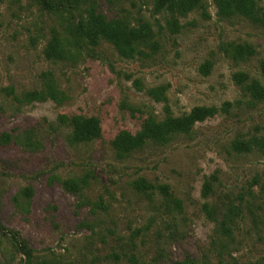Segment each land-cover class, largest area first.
Instances as JSON below:
<instances>
[{"label": "rangeland", "instance_id": "rangeland-1", "mask_svg": "<svg viewBox=\"0 0 264 264\" xmlns=\"http://www.w3.org/2000/svg\"><path fill=\"white\" fill-rule=\"evenodd\" d=\"M155 1L53 12L0 0V264H26L23 240L35 262L54 264H264V98L247 88L264 87V19L221 18L202 0L205 12L180 16L177 30ZM90 2L108 19L148 22L158 47L126 58L105 40L74 41ZM68 39L70 54L47 56ZM239 43L254 54L226 53ZM197 107L216 112L168 142L117 153L121 131ZM73 116L97 117L101 135L74 142Z\"/></svg>", "mask_w": 264, "mask_h": 264}, {"label": "trees", "instance_id": "trees-1", "mask_svg": "<svg viewBox=\"0 0 264 264\" xmlns=\"http://www.w3.org/2000/svg\"><path fill=\"white\" fill-rule=\"evenodd\" d=\"M47 10L58 12L64 4H78L81 0H36ZM217 15L221 18L243 17L254 22L264 19V7L260 0H215ZM155 7L158 10H169L172 19L169 21L171 27L179 29V17L188 14L194 9H200L205 12V4L202 0H156ZM74 41L88 45L96 46L102 40L111 43L126 58H133L136 54H142L144 48L155 50L158 42L155 39L156 34L148 22L138 25L131 24L124 18L108 19L97 9L95 2H90L84 14H82L74 29ZM66 45L55 44L46 50L49 57H65L71 53L72 40L68 39ZM225 51L236 60H244L247 56L254 54V49L249 44H228ZM264 73V60L261 64ZM240 83L248 81L249 76L245 73L236 75ZM248 90L256 99L264 98V87L256 80L247 85ZM214 107H197L189 113L181 116H168L162 121L154 117H149L142 125L138 133L133 135L129 131H121L114 140V147L120 156L143 146L148 140L154 143H165L176 133L189 132L192 127L200 121L215 114ZM73 128L72 139L74 142L91 141L101 135L100 120L97 117L73 116L67 118ZM264 144V140L260 143ZM240 150H250L251 145L248 142H236V147ZM67 185V183H66ZM143 186L144 184H139ZM152 189L153 185H148ZM168 193L167 186H161ZM19 246L26 257V264H54L48 261L33 260L34 250L26 241H21ZM178 264H194L187 260Z\"/></svg>", "mask_w": 264, "mask_h": 264}]
</instances>
